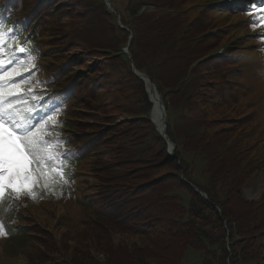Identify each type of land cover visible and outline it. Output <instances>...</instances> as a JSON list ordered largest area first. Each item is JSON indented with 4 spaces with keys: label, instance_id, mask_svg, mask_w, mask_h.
<instances>
[{
    "label": "trees",
    "instance_id": "obj_1",
    "mask_svg": "<svg viewBox=\"0 0 264 264\" xmlns=\"http://www.w3.org/2000/svg\"><path fill=\"white\" fill-rule=\"evenodd\" d=\"M109 1L114 11L105 0H0V20L42 57L35 91L62 101L57 131L73 158L54 191L85 210L74 229L66 215L51 227L20 213L26 264H184L190 251L197 264H264V180L257 199L246 193L264 175V98L242 80L248 49H221L234 27L218 17L254 14L260 0ZM133 64L162 97L173 156Z\"/></svg>",
    "mask_w": 264,
    "mask_h": 264
},
{
    "label": "snow or ice",
    "instance_id": "obj_2",
    "mask_svg": "<svg viewBox=\"0 0 264 264\" xmlns=\"http://www.w3.org/2000/svg\"><path fill=\"white\" fill-rule=\"evenodd\" d=\"M258 11L250 25L264 29V0ZM9 47L12 52L5 56ZM38 59V53L0 20V205L21 196L36 199L37 189L56 194V188L70 183L67 169L73 153L61 151L68 141L57 131L62 101L48 104L35 91L44 83L34 76ZM7 235L0 221V237Z\"/></svg>",
    "mask_w": 264,
    "mask_h": 264
},
{
    "label": "rangeland",
    "instance_id": "obj_3",
    "mask_svg": "<svg viewBox=\"0 0 264 264\" xmlns=\"http://www.w3.org/2000/svg\"><path fill=\"white\" fill-rule=\"evenodd\" d=\"M230 3L245 7L248 4H253L250 3L249 0H227L226 4L228 5ZM62 4L63 3L57 5L54 11L59 9ZM260 7L261 0L259 2V8ZM259 8L255 10L254 14L251 11V13L235 18L229 16V14L220 15L218 17L222 18V24L226 25V27H234V30L232 29L231 31L232 35H227L225 40L221 43V49L229 50L231 47H239L237 46L238 42H240L241 47L248 49L246 53L242 54L243 61L241 66L245 69L242 80L245 84L250 85V92L254 93L261 91L264 98V52L261 50V54L257 55L256 49L258 46L253 42L250 43L248 41V34L252 35L250 37H254L253 34L261 36L264 35V29H261L260 27H256V29L253 27H245L244 30H236L238 27H243L246 22L251 21L255 14L259 15ZM249 9L252 10L251 7L245 10L249 12ZM70 19L65 18L64 22L68 23L70 22ZM258 45L264 46V40L260 41V44ZM235 49L238 50L240 48ZM41 58L42 57L39 56L38 60ZM253 93H251V96ZM62 139L68 142L71 141V138L69 139L68 137H62ZM87 178V175L83 174V169L78 170L77 180L85 181ZM263 180L264 175L257 180L251 188H249L250 192L247 193L246 191L250 200L258 198ZM59 192L53 194L52 192H47L43 189H37L36 199L21 196L20 199L14 203L5 200L3 205H0V221L4 223L8 232L6 237H0V264H26V257L22 254L21 244L16 238L18 231L16 230L17 227L15 225L23 223V221H21V215L19 216L20 213L31 216L38 221H42L44 224L49 222L51 227L56 226L58 215L59 217H61V215H66V226L71 229L77 228L83 223V219L85 218L84 207L77 205V202H75L74 199L72 200L70 196H61ZM200 259L201 258L197 252L190 251L187 254L184 264H197L200 262Z\"/></svg>",
    "mask_w": 264,
    "mask_h": 264
},
{
    "label": "water",
    "instance_id": "obj_4",
    "mask_svg": "<svg viewBox=\"0 0 264 264\" xmlns=\"http://www.w3.org/2000/svg\"><path fill=\"white\" fill-rule=\"evenodd\" d=\"M107 6L114 11V8L112 7L111 3L109 2V0H105ZM132 38V36H131ZM128 54V57L131 59V54L128 53V51H125ZM133 69H134V73L140 77L142 80H144L147 84V91L150 94V100L153 103V109L152 112L149 114V118L152 120V122L156 125L157 130L160 132V134L162 135L163 138L166 139L167 143H168V149L170 152V155L173 156L174 155V151L176 149L175 144L168 138L167 134H166V128H167V124H166V109L165 106L162 102V97L159 94L156 85L151 81V79L144 73L138 71L136 69V67L133 64ZM155 103L157 104V106L160 107V111H161V119L162 122L161 124H158V122H156L155 120H153V113H154V109H155ZM162 127V129H161ZM193 188L196 190V192L200 193L204 198L208 199V196L205 192L201 191L199 188H197L196 186H193ZM250 192V190H247V193Z\"/></svg>",
    "mask_w": 264,
    "mask_h": 264
},
{
    "label": "bare ground",
    "instance_id": "obj_5",
    "mask_svg": "<svg viewBox=\"0 0 264 264\" xmlns=\"http://www.w3.org/2000/svg\"><path fill=\"white\" fill-rule=\"evenodd\" d=\"M153 120H155L156 122H158V124H161L162 119H161V111H160V107L157 106V104L155 103V109H154V113H153ZM167 118V115H166ZM162 129V127H161Z\"/></svg>",
    "mask_w": 264,
    "mask_h": 264
}]
</instances>
